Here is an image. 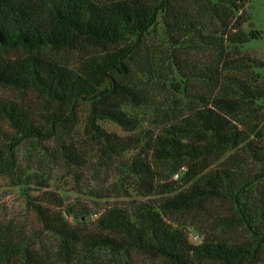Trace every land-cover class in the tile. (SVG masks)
I'll return each mask as SVG.
<instances>
[{
    "label": "trees",
    "instance_id": "1",
    "mask_svg": "<svg viewBox=\"0 0 264 264\" xmlns=\"http://www.w3.org/2000/svg\"><path fill=\"white\" fill-rule=\"evenodd\" d=\"M248 2L0 0V51L23 50L0 54V89L20 95H0V177L34 193L26 203L34 226L0 218V264H132L136 256L155 264H264V84L252 73L264 62L238 51L260 37ZM158 21L162 48L145 39ZM82 51L75 65L56 58ZM163 64L180 84L158 98ZM139 77L146 87L155 79L149 90L136 86ZM129 103L150 112L144 130ZM25 141L77 184L85 181L91 197L131 190L144 199L109 205L88 227L71 226L48 178L22 168ZM247 160L254 170L245 174ZM110 172L117 180L99 183ZM224 199L233 207L228 219L211 214ZM203 215L209 235L192 245L179 221ZM233 225L248 238L224 237Z\"/></svg>",
    "mask_w": 264,
    "mask_h": 264
},
{
    "label": "rangeland",
    "instance_id": "2",
    "mask_svg": "<svg viewBox=\"0 0 264 264\" xmlns=\"http://www.w3.org/2000/svg\"><path fill=\"white\" fill-rule=\"evenodd\" d=\"M248 15L251 28L260 33V37L256 40H250L245 43L242 47L238 48V51L242 55L250 56L264 62V0H249L248 2ZM243 30H247L246 24L242 26ZM146 42L155 47H163L165 44L164 35L160 22L158 21L146 38ZM89 50V49H88ZM87 50V51H88ZM102 49H97L96 52H102ZM21 49H11L6 51H0L1 55L7 56H17L22 54ZM85 53L82 52H59L56 56L57 59L75 65L77 59L82 58ZM163 69L165 71L164 80L158 78L156 85L158 89H155L159 94L156 96L161 98V93L169 92L171 88L175 85L180 84L179 78L170 69H167L166 64H163ZM253 75H257L258 78L255 79L264 84V71L261 69H252ZM145 78L139 77L136 82V86L140 89L141 84L144 87L146 82ZM155 79L147 83L149 90L151 83ZM160 90V91H159ZM0 95L3 96H16L19 97L17 92H8L6 90L0 89ZM33 100L36 98L31 97ZM259 105L264 107V102H258ZM134 103L127 104L126 110L130 113L136 114L140 119L139 130H144L147 126L146 120L149 117L150 112L144 107H134ZM100 125L107 131L114 132L118 135H123L121 130L114 124L108 122H101ZM233 152H228L224 158ZM129 153L127 156H130ZM18 158L22 168L28 166V168H33V171L42 173L48 178L47 184L48 189L54 192L60 199L61 206L60 210L65 218V220L75 227H88L91 222L97 217L98 213L103 211L107 206L113 204H126L129 200H143L134 194L131 190H127V197H116L112 195L111 197L102 199L94 198L87 194L83 189V185L86 184L84 181L81 184L75 182V178L71 176V172L67 169L61 168L58 165H52L47 162L48 158L43 152L42 147L37 145L35 141H25L18 148ZM46 159V160H45ZM46 162L47 166L42 164ZM253 165L247 160L242 168L243 173L247 174L254 170ZM38 170V171H37ZM182 169L180 172L171 176L172 181H178L182 174ZM106 175V176H105ZM103 178H100L99 183L103 185H108L114 183L117 177H112L111 172L105 173ZM114 175V173H113ZM33 192L26 187L17 185L15 181L9 178L0 177V218L4 221H11L12 223H17L24 225L25 228L34 226V220L26 209V203L30 196H33ZM211 214L218 218H231L233 214V207L228 200H219L211 208ZM181 223V228L185 231L187 240L190 244H199L202 237L209 235L208 219L207 216H197V217H185L179 221ZM217 233V232H216ZM224 237L233 242H240L248 238L247 232L238 225H233L231 228L224 231ZM157 261L152 260L146 256H136L132 261V264H155ZM108 264H113L108 263Z\"/></svg>",
    "mask_w": 264,
    "mask_h": 264
}]
</instances>
